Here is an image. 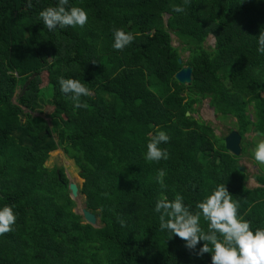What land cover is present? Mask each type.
Wrapping results in <instances>:
<instances>
[{
	"label": "trees",
	"instance_id": "obj_1",
	"mask_svg": "<svg viewBox=\"0 0 264 264\" xmlns=\"http://www.w3.org/2000/svg\"><path fill=\"white\" fill-rule=\"evenodd\" d=\"M56 6L58 0H31V7L0 0V208L11 205L16 214L13 230L0 235V264H211V253L196 255L204 241L190 251L161 231L154 209L161 194L172 200L180 193L195 213L219 184L253 230L264 226V176H254L260 187L250 189L239 170L243 156L257 164L245 136L264 139L257 37L264 0H69L67 7L88 13L87 24L49 31L39 13ZM114 28L135 37L122 51L112 47ZM209 36L214 46L204 47ZM180 52L188 53L184 63ZM184 67L192 69L187 85L174 78ZM61 76L90 89L81 97L87 108L61 92ZM205 100L216 115L235 120L239 156L226 151L210 124L193 118ZM158 131L170 137L160 145L168 159L149 162L146 144ZM58 150L78 171V194L95 227L73 212L63 168L46 166ZM200 226L207 231L203 216Z\"/></svg>",
	"mask_w": 264,
	"mask_h": 264
},
{
	"label": "clouds",
	"instance_id": "obj_2",
	"mask_svg": "<svg viewBox=\"0 0 264 264\" xmlns=\"http://www.w3.org/2000/svg\"><path fill=\"white\" fill-rule=\"evenodd\" d=\"M187 2V0H185ZM69 0H58V6L48 7L39 13L45 27L52 31L57 27H84L88 22V13L82 7L70 6ZM31 7V0H28ZM174 12H184L182 6L174 5ZM113 45L116 50H123L130 45L135 37L123 28L113 29ZM258 37V51L264 54V30ZM60 90L64 94H71L70 98L76 108H87L81 102L82 96H91L92 92L78 79L58 77ZM170 137L164 131H158L149 136L146 144L145 159L149 162H159L168 159L166 149L160 147L167 143ZM253 156L257 164H264V139L257 142ZM164 169H159L156 180L164 185ZM197 212L193 213L184 204V197L177 193L169 200L161 194L155 204V212L159 213L160 229L167 230L171 237L176 236L185 242V247L195 251L201 241L204 244L196 255L203 256L211 253V264H264V226L253 230L250 221L239 214V201L232 198L227 187L217 185L204 199L197 203ZM201 216L207 222V231L200 226ZM124 226V221H119ZM16 214L11 205L0 208V235L13 230Z\"/></svg>",
	"mask_w": 264,
	"mask_h": 264
},
{
	"label": "rangeland",
	"instance_id": "obj_3",
	"mask_svg": "<svg viewBox=\"0 0 264 264\" xmlns=\"http://www.w3.org/2000/svg\"><path fill=\"white\" fill-rule=\"evenodd\" d=\"M171 38V45L175 48H180L179 43L177 41V38L173 35L170 36ZM204 47H213L214 46V38L212 36H209L205 43L203 44ZM181 54V60L184 63L187 59L188 53L180 52ZM40 61L44 63V59L42 57H39ZM147 85L149 87L152 86L151 79L148 77L147 79ZM47 86V77L46 74L41 75V83L40 88H45ZM217 86L223 87V83L221 79H218ZM193 109L195 112L192 114L193 118L196 120H200L204 122L205 124H210V127L212 128L214 134L216 137L219 138H225L231 131L234 130V119H231L229 117L221 118L220 115H216L212 108L209 106V100H205L202 102L200 106H194ZM51 111L50 107H46L44 109L45 115L49 114ZM255 134H248L245 136L248 143L253 142L251 146L245 145L247 147L248 151H253L257 142L259 140H254ZM239 165L245 169V172L247 174V181L245 183L247 188L253 189L260 187L256 180L253 178L254 176L262 177L264 176V166L263 169H260V166L258 164L254 165L253 161H251L247 155L243 156L239 160ZM46 166L49 168H63V172L68 179L69 183H74L78 186V188L82 185V180L78 177V171L74 167L73 163L69 161L62 153L61 151H56L53 153H50L49 158L46 162ZM85 200L82 196H79L75 200V208L73 212L77 215L81 216V211L85 208L84 204ZM98 225V223H97ZM96 225V226H97Z\"/></svg>",
	"mask_w": 264,
	"mask_h": 264
},
{
	"label": "water",
	"instance_id": "obj_4",
	"mask_svg": "<svg viewBox=\"0 0 264 264\" xmlns=\"http://www.w3.org/2000/svg\"><path fill=\"white\" fill-rule=\"evenodd\" d=\"M180 63V60H179ZM191 74L192 69L189 67L182 68L175 76V80L179 82L180 84H190L191 82ZM29 80L25 83L23 86L21 92L19 95H22L24 92V89L28 85ZM188 116V114H186ZM241 143V137L236 131H231L225 138H224V147L227 152H229L233 156H239L241 153L240 148ZM239 170L241 172L244 171V168L239 167ZM68 191L70 193L71 200L75 201L78 197V186L74 183H69L68 185ZM81 217L85 224L90 225L92 227H95L97 225V219L94 215H92L89 211H87L85 208L81 211Z\"/></svg>",
	"mask_w": 264,
	"mask_h": 264
}]
</instances>
